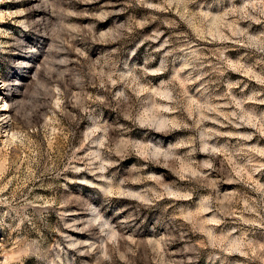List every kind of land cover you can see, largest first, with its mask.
Masks as SVG:
<instances>
[{
  "label": "rangeland",
  "instance_id": "1",
  "mask_svg": "<svg viewBox=\"0 0 264 264\" xmlns=\"http://www.w3.org/2000/svg\"><path fill=\"white\" fill-rule=\"evenodd\" d=\"M0 264H264V0H0Z\"/></svg>",
  "mask_w": 264,
  "mask_h": 264
}]
</instances>
